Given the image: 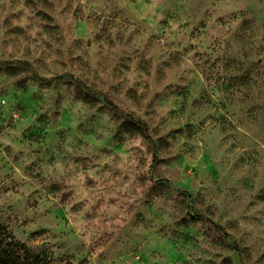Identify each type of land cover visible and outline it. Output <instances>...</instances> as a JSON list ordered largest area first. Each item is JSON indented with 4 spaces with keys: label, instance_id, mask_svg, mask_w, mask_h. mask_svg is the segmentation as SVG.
Returning a JSON list of instances; mask_svg holds the SVG:
<instances>
[{
    "label": "rangeland",
    "instance_id": "obj_1",
    "mask_svg": "<svg viewBox=\"0 0 264 264\" xmlns=\"http://www.w3.org/2000/svg\"><path fill=\"white\" fill-rule=\"evenodd\" d=\"M144 4L0 0V227L48 264H264V0ZM81 173L115 195L66 213Z\"/></svg>",
    "mask_w": 264,
    "mask_h": 264
},
{
    "label": "clouds",
    "instance_id": "obj_2",
    "mask_svg": "<svg viewBox=\"0 0 264 264\" xmlns=\"http://www.w3.org/2000/svg\"><path fill=\"white\" fill-rule=\"evenodd\" d=\"M155 5V0H152V4H144V9L145 11L139 12L137 15L139 16L140 19H144L145 18V13L147 11H151L153 10ZM189 56L194 55L193 53H189ZM187 66L190 67L194 72H196L199 76L200 81L206 82L205 81V75L202 71H199V69L196 68L195 63L193 62L192 59H188L187 60ZM218 97H219V90L216 89L215 90V95L211 96L209 98V103H213L216 102L218 103ZM240 131H243V129H239ZM137 147H139V143L137 142ZM15 172L17 174H21L20 173V169L16 168ZM61 172H63V169H61ZM96 170L94 169L91 173H89L90 176H92L94 179H96L97 181H99V177L95 175ZM26 179V177H25ZM84 181H85V177L84 175L81 173L79 175H77L76 177L70 179L68 181V183L70 185H77L75 192L73 193L74 195V199L71 201V204L68 205V207L65 209L66 213L69 212L72 208L73 205L79 204L81 201H84L85 199H87L88 203L86 205H84V211H88L92 204L95 203V201L97 199H99L100 195L103 194L105 196V201H107V199L109 198V196H114L115 192L112 193H105L103 190L108 187L111 182H109V185H105L103 183H97L95 186L93 187H85L84 186ZM153 188H155V185L152 186ZM129 186L128 184H125L122 188L117 189V191L120 192H128ZM35 191V186L30 189L28 192H25L24 195L25 196H29L31 195L32 192ZM67 191V190H66ZM137 193H139V189H137ZM7 195H11L12 194V188H9L7 193ZM63 195V194H62ZM66 198V197H65ZM17 200L22 199V197H20L19 195L16 196ZM132 199L135 200L136 199V194L132 195ZM3 200H0V203H3ZM39 201H35V202H29V201H25L26 205H29V211H31V207L34 206L35 204H38ZM152 203V200L149 198L148 195L145 196L144 198V204H150ZM51 207V204H48L46 206L43 207H39L38 212L41 216H44L47 214V210L48 208ZM209 207H211L209 205ZM155 208L164 216H167V210L161 205V204H156ZM118 210V205H112L109 206L107 205V203H105L104 205L101 206V211H108L109 213H114ZM258 210V209H257ZM121 216H123V214H121ZM149 219H151V217H149ZM66 221V223H65ZM27 222V220L25 221ZM33 222H35L33 220ZM115 223L121 224V226H123V221L120 217L117 218V220L115 221ZM85 221L83 219V212L80 214V217L77 219H73V217H71L70 215H65V217L63 218V220L58 221L56 223V228L59 229L61 227L64 228L65 231H67L68 229L74 228L75 229V233L79 236L80 239H82L86 245H88L89 247H91L92 245V235H93V231L94 230H88L86 227H84ZM80 233H84V235L80 236ZM105 249L103 247L100 246H96L94 251L92 252V259H98L100 256V253H102Z\"/></svg>",
    "mask_w": 264,
    "mask_h": 264
},
{
    "label": "trees",
    "instance_id": "obj_3",
    "mask_svg": "<svg viewBox=\"0 0 264 264\" xmlns=\"http://www.w3.org/2000/svg\"><path fill=\"white\" fill-rule=\"evenodd\" d=\"M140 126V122H138ZM149 137V136H148ZM25 248H16L13 237L6 234L0 227V264H48L46 256L36 257L28 256Z\"/></svg>",
    "mask_w": 264,
    "mask_h": 264
}]
</instances>
